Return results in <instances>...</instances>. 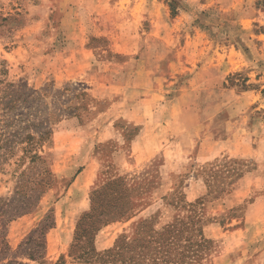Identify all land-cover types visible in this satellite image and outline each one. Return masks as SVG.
<instances>
[{
  "label": "rangeland",
  "instance_id": "obj_1",
  "mask_svg": "<svg viewBox=\"0 0 264 264\" xmlns=\"http://www.w3.org/2000/svg\"><path fill=\"white\" fill-rule=\"evenodd\" d=\"M0 70L51 132L0 121V264H120L167 225L183 264H264V0H0Z\"/></svg>",
  "mask_w": 264,
  "mask_h": 264
},
{
  "label": "trees",
  "instance_id": "obj_2",
  "mask_svg": "<svg viewBox=\"0 0 264 264\" xmlns=\"http://www.w3.org/2000/svg\"><path fill=\"white\" fill-rule=\"evenodd\" d=\"M1 73H4L3 70H0ZM5 80H0V121L4 120L3 125L13 126L17 125L18 130H16V134L18 135L19 143H25L27 145H38L39 146L48 140L51 132L47 128H42V130H33V132H27V128H36L41 126L45 122V118L40 116L39 108L43 104V97L36 90L26 88L23 84L20 83H11L5 82ZM2 83V84H1ZM55 104V103H54ZM36 108L38 112H36L33 116L31 110ZM24 110V112H20L16 114V111ZM56 110V106L54 108ZM1 136V134H0ZM27 146L24 147V150ZM40 148V147H38ZM42 158L40 155L36 154V152L31 156L32 160ZM49 171H51L49 169ZM92 214L86 212L82 216H80V220L77 223L76 230L78 232H82L81 236L76 234V238H80L82 236L85 237L86 231L82 227L83 221H89L87 224L93 225L91 222ZM97 221L100 222V218H97ZM91 222V223H90ZM101 223V222H100ZM86 224V225H87ZM140 224H138L139 226ZM94 226V225H93ZM99 227L90 228L89 234L94 235ZM139 232V229H138ZM136 231V233H138ZM156 235L150 236L151 239L148 238H132V242H136L134 246H138L140 249V253L136 254V256H129L128 261H126L123 257L120 258V264H183L185 259L192 260L199 257L196 251L187 255L181 249V245L179 244V233L181 229H175V227L167 225L163 228L162 232L155 230ZM200 233V239L203 240L202 232ZM75 238V240H76ZM41 244L36 243L35 240L29 238V244L35 247L42 248L44 250V236L43 232L41 233ZM88 242V240H87ZM89 244V242H88ZM192 245L189 246L191 248ZM32 250L33 248L30 247ZM41 250V256L43 255V251ZM36 253V252H35ZM98 255L95 252L92 246H88L85 252H82L79 256H93ZM102 254H106L107 256H120L119 250L109 249L104 251ZM28 255L31 259L33 258V252L30 250ZM189 263V262H188ZM9 264H23V263H15L10 262ZM43 264V262H40Z\"/></svg>",
  "mask_w": 264,
  "mask_h": 264
}]
</instances>
